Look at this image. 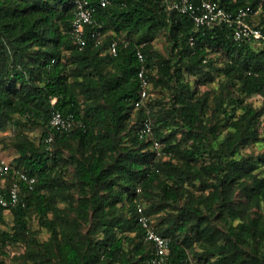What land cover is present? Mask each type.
Listing matches in <instances>:
<instances>
[{
  "label": "trees",
  "instance_id": "obj_1",
  "mask_svg": "<svg viewBox=\"0 0 264 264\" xmlns=\"http://www.w3.org/2000/svg\"><path fill=\"white\" fill-rule=\"evenodd\" d=\"M214 1L233 12L252 6L249 21L264 34V0ZM75 2L0 0V130L19 128L10 163L37 180L34 190L23 188L25 206L0 204V264L10 246L23 242L22 264H152L155 248L138 223V202L170 240L166 264H264V174L255 172L264 155L240 153L261 139L264 40L237 42L226 25L196 30L168 0H110L87 26L80 50L70 35ZM97 30L101 45L92 37ZM163 31L169 56L153 46ZM117 38L131 44L113 55L108 47ZM138 48L150 70L161 157L138 134L144 117L134 106ZM216 74L218 91H201ZM53 109L73 114L82 126L47 141ZM23 126L42 127L40 142ZM222 127L229 132L220 142ZM124 193L128 206H119ZM7 211L14 216L9 230ZM32 212L48 239L31 230Z\"/></svg>",
  "mask_w": 264,
  "mask_h": 264
},
{
  "label": "built area",
  "instance_id": "obj_2",
  "mask_svg": "<svg viewBox=\"0 0 264 264\" xmlns=\"http://www.w3.org/2000/svg\"><path fill=\"white\" fill-rule=\"evenodd\" d=\"M76 0L73 14L70 35L78 48L81 50L86 46V29L95 21V14L98 8L106 7L110 0ZM168 8L193 19L196 30L213 29L226 25L232 30V35L237 42H261L264 34L261 28L249 21V18L256 14L252 6L239 8L237 11H229L214 0H168ZM96 45H101L104 34L99 30L92 33ZM193 41V38H191ZM131 42L126 38H117L111 41L108 50L111 54L117 55L119 46L127 47ZM136 57L139 62L137 78L139 80V95L134 102L137 109L144 110V117L141 120L138 131L140 139H150L152 148L157 157L165 155L161 142L154 137L153 120L149 107L151 95L150 70L146 65V58L141 48L136 50ZM56 100H53L55 104ZM82 123L73 114L65 115L58 109H53L50 118L51 133L47 141L52 142L57 134L68 133ZM12 175V182L7 184V177ZM36 177L30 176L20 169H15L6 158L0 156V204L6 208H16L19 205L25 206L21 198L23 188L32 191L35 188ZM140 191V189L138 190ZM137 220L144 230L145 240L154 245L155 255L152 264H166L170 252V240L159 234L153 227L150 218L145 212L143 203L136 205Z\"/></svg>",
  "mask_w": 264,
  "mask_h": 264
},
{
  "label": "rangeland",
  "instance_id": "obj_3",
  "mask_svg": "<svg viewBox=\"0 0 264 264\" xmlns=\"http://www.w3.org/2000/svg\"><path fill=\"white\" fill-rule=\"evenodd\" d=\"M133 39H136L135 36L132 37ZM154 48L159 51L164 56H169L170 54V44L168 37L166 33L163 31L159 33L153 41ZM222 62L218 64V66H221ZM220 75L216 74V81L210 84L205 85H199V89L201 91H205L207 89H212L214 93H216L218 90V80L220 79ZM191 82L194 84L195 79L190 78ZM155 98H160L161 94L158 90H156L154 93ZM251 101L254 103L255 106H261L262 105V99L260 97H253ZM158 108V106L155 104V109ZM132 120L136 118V112H131ZM223 124V123H222ZM25 133H27L34 141L37 143L40 142V138L44 132V129L42 127H31V126H23L21 127ZM19 129V128H18ZM17 129V130H18ZM14 127H7L5 129L0 130V156L6 158L7 161L11 162L16 154V151L12 147V139L14 138L15 132ZM229 129L226 127H222V135L219 139L220 142H223L225 138H227ZM261 139L255 144H250L245 148H242L240 150L241 154L245 155H253L256 157V160H259V157L261 155H264V118L262 120L261 125ZM255 172H262L264 174V165L262 163L257 164V168L255 169ZM199 184L197 183L196 188H192V192L195 196H198L200 194L199 190ZM156 200H159L161 197L160 191L156 190ZM190 196H186L182 202H185ZM127 204L128 206V200H127V193H124L123 200L121 203H118L119 206ZM174 210V209H169ZM6 221L7 224L3 227L4 229H10L14 225V216L10 211L6 212ZM217 224L223 228H225V223L221 220L217 221ZM29 226L32 231L37 232V238H39L41 241H44L48 239L50 233L47 229L41 228L38 224V217L35 212H32L29 216ZM198 246V245H197ZM27 248L26 242L19 243L17 245H12L8 249V255L9 257L6 259V264H22V255L25 253ZM199 248V247H198ZM30 264H39L35 262H31Z\"/></svg>",
  "mask_w": 264,
  "mask_h": 264
}]
</instances>
